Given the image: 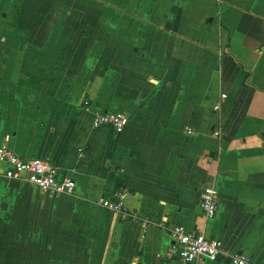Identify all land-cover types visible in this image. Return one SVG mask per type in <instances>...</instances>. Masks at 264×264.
I'll return each instance as SVG.
<instances>
[{"label": "crops", "instance_id": "obj_1", "mask_svg": "<svg viewBox=\"0 0 264 264\" xmlns=\"http://www.w3.org/2000/svg\"><path fill=\"white\" fill-rule=\"evenodd\" d=\"M2 143L75 187L0 166V264H197L166 255L176 224L220 240L206 264H264V0H0Z\"/></svg>", "mask_w": 264, "mask_h": 264}, {"label": "built area", "instance_id": "obj_2", "mask_svg": "<svg viewBox=\"0 0 264 264\" xmlns=\"http://www.w3.org/2000/svg\"><path fill=\"white\" fill-rule=\"evenodd\" d=\"M85 104L88 101H84ZM128 122L127 116L122 111L109 110L94 115L92 126L94 128L109 126L115 130L121 129ZM188 134L192 133L190 127L186 128ZM218 135L219 131H214ZM0 166H3L1 175L10 180L24 181L35 185L41 191L50 193H71L75 181L67 176L59 175L58 169L42 158H23L14 152L5 143L0 144ZM125 191L113 192L102 195L98 205L106 210L117 212L122 218L128 214L124 208ZM199 207L205 217L214 216L217 210V191L213 185L205 186L199 197ZM146 229V221H143ZM172 244L166 255L182 261H194L197 264H206L207 260L215 259L222 251L219 239L208 236L203 231L191 232L182 224L170 228ZM229 264H250V258L244 253H233L229 257Z\"/></svg>", "mask_w": 264, "mask_h": 264}]
</instances>
